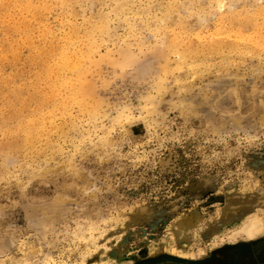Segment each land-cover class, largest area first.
<instances>
[{
    "label": "rangeland",
    "instance_id": "obj_1",
    "mask_svg": "<svg viewBox=\"0 0 264 264\" xmlns=\"http://www.w3.org/2000/svg\"><path fill=\"white\" fill-rule=\"evenodd\" d=\"M161 262L264 264V0H0V264Z\"/></svg>",
    "mask_w": 264,
    "mask_h": 264
},
{
    "label": "bare ground",
    "instance_id": "obj_2",
    "mask_svg": "<svg viewBox=\"0 0 264 264\" xmlns=\"http://www.w3.org/2000/svg\"><path fill=\"white\" fill-rule=\"evenodd\" d=\"M27 1H28V0H27ZM129 13H130V12H129ZM19 23H20V22H19ZM88 30H89V29H88ZM154 45H155V44H154ZM60 50H61V49H60ZM130 53H131V52H130ZM124 55H125V54H124ZM127 55H128V54H127ZM130 55H131V54H130ZM129 57H130V56H129ZM129 57H128V58H129ZM124 58H125V57H124ZM131 58H132V57H131ZM131 58H130V59H131ZM126 59H127V56H126ZM126 59H125V60H126ZM71 61H72V60H71ZM71 61H70V62H71ZM131 61L133 62L132 59H131ZM66 62H69V60H68V61L66 60ZM130 63H131V62H130ZM64 65H65V64H64ZM68 65H69V67H70V65H71V67H72L73 70H76V68H77L75 65H72V64H68ZM116 65H117V64H116ZM123 67H124V66H123ZM119 68H121V67L119 66ZM174 71H175V70H174ZM76 73H78V72H76ZM79 73H80V71H79ZM81 74H82V73H81ZM78 75H80V74H78ZM78 75L76 74V76L79 78ZM84 77H85V76H84ZM82 80H84V79H82ZM88 80H89V79H88ZM164 80H165V79H164ZM86 81H87V80H86ZM74 82H75V81H74ZM83 82H84V81H83ZM83 82H82L81 84H83ZM84 85H85V83H84ZM69 86H70V85H69ZM80 88H81V87H80ZM83 89H84V88H83ZM90 96H91V94H90ZM54 102H55V101H54ZM69 111H70V110H69ZM70 113H71V112H70ZM72 115H73V114H72ZM256 226H258V224H257L256 222H255V223H254V222H253V223H250V227H249L248 230L250 231L251 229H253V227H256Z\"/></svg>",
    "mask_w": 264,
    "mask_h": 264
},
{
    "label": "water",
    "instance_id": "obj_3",
    "mask_svg": "<svg viewBox=\"0 0 264 264\" xmlns=\"http://www.w3.org/2000/svg\"><path fill=\"white\" fill-rule=\"evenodd\" d=\"M153 264H180L178 262H161V263H153Z\"/></svg>",
    "mask_w": 264,
    "mask_h": 264
}]
</instances>
